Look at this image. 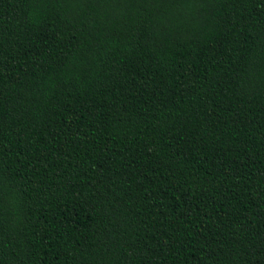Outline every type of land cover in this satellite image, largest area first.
Returning a JSON list of instances; mask_svg holds the SVG:
<instances>
[{"label": "trees", "instance_id": "trees-1", "mask_svg": "<svg viewBox=\"0 0 264 264\" xmlns=\"http://www.w3.org/2000/svg\"><path fill=\"white\" fill-rule=\"evenodd\" d=\"M0 264H264V0H0Z\"/></svg>", "mask_w": 264, "mask_h": 264}]
</instances>
